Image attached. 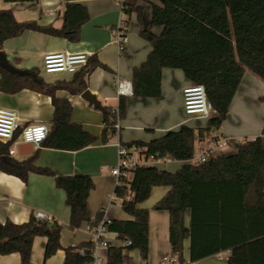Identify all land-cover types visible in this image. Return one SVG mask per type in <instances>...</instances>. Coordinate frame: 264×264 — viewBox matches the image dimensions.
I'll return each mask as SVG.
<instances>
[{"label": "trees", "instance_id": "1", "mask_svg": "<svg viewBox=\"0 0 264 264\" xmlns=\"http://www.w3.org/2000/svg\"><path fill=\"white\" fill-rule=\"evenodd\" d=\"M6 2L36 0H5ZM138 0H125L127 15L140 12ZM90 18L88 7L80 2H68L60 27L41 25L37 20L19 21L12 9L0 8V52L8 39L26 31H38L62 37L71 42L81 39V28ZM152 26L162 27L156 35L145 28L141 35L152 45L147 59L133 69L135 97H160L164 68L181 69L194 84L204 85L213 112L207 126L181 125L150 142L137 144L148 157H170L185 163L176 172L154 165L139 166L129 178L115 186L125 213L132 219H111L106 230L115 232L120 240L128 238L130 245L108 248L109 264L132 263L130 250H139L147 262L150 252V209L143 207L156 187L167 192L153 205L155 210L170 214L169 238L173 254L182 264L184 241L190 239V260L228 251V264H264V127L262 135L241 142L235 154H219L205 162L188 163L195 154V144L220 130L244 74L252 72L264 80V0H159L153 4ZM97 67L109 68L95 56H89L86 66L74 73L70 81L47 83L38 71L30 75L12 74L0 67V91L16 93L30 89L52 98L54 116L47 138L40 146L58 150L78 151L93 144L97 137L72 120L73 106L56 91L66 89L81 94L87 89V78ZM264 100V96L262 97ZM104 128L101 140L108 143L118 134L117 124L126 114V98L121 96L118 108L103 107ZM21 129L16 130L14 140ZM14 140H0V170L24 181L30 173L54 177L55 184L66 193L70 207L69 227L80 228L90 221L88 200L95 187L87 174L57 175L51 168L37 166L36 150L22 160L13 157ZM190 212L189 225L186 213ZM99 211L92 221L96 225L103 217ZM62 226L57 221L40 220L32 215L29 221L0 223V254L19 253L21 264L30 262L33 240L46 236L45 258L64 249V264H88L93 241L78 247L64 248ZM84 247L82 257L78 248Z\"/></svg>", "mask_w": 264, "mask_h": 264}, {"label": "crops", "instance_id": "2", "mask_svg": "<svg viewBox=\"0 0 264 264\" xmlns=\"http://www.w3.org/2000/svg\"><path fill=\"white\" fill-rule=\"evenodd\" d=\"M124 1L36 0L8 2L9 7L4 9H12L19 21L33 19L41 25L52 24L60 27L64 21V9L68 2L85 4L89 9L90 18L82 25L81 39L78 42L30 30L19 37L5 41L3 52L16 68L38 71L47 83L70 81L75 72L45 73L52 77H44L41 73L45 53L63 51L95 56L109 69L106 70L102 67L94 69L87 78V89L97 96L103 107L108 105L116 109L121 97L117 94L118 78L131 80L133 69L140 66L152 50L150 42L142 37V30L151 27L156 35H160L163 30L162 27L152 26L153 4H159V0H138L137 5L140 7V12L134 11L130 15L124 11ZM121 25L125 27L128 36L123 47L115 42L116 32ZM189 83L191 82L181 69L164 68L160 97L123 96L126 98V114L118 121L117 136L110 139L108 143L101 140L104 128L103 111L90 105L81 97V94H73L66 89L57 90V97L67 98L71 102L73 106L72 120L82 124L85 130L97 137V140L78 151L40 146L34 149V152L39 150L35 164L49 167L57 175L82 173L92 177L95 187L88 200L90 221L83 223L80 228L70 229V207L66 203V193L56 186L54 177L32 172L24 181L20 177L0 170V223L4 224L8 220L14 223H24L29 221L32 215L36 216L39 212L44 213L61 224L60 241L62 246L67 248L78 247L93 240V235L87 228L92 225V221L99 211L103 210V216L109 219H132L124 210L119 212L114 209L116 201L120 199L117 198L113 203H110L109 200L116 186V178L112 175L111 168L116 164L118 158L117 143L150 142L171 130L179 129L184 124L192 127L207 126L208 118L187 119L184 111L183 88ZM263 96L264 80L247 71L220 130L215 131L205 140L197 142L212 145L216 140H225L227 144L217 149V155L235 154L243 140L254 139L262 135L264 127ZM0 107L10 108L17 112L20 129L37 122H44L49 128L52 126L54 106L49 95L30 89H23L13 94L0 91ZM12 156L22 160L30 155L22 156L18 149ZM184 163V161L171 160L168 163L157 164L156 167L176 172ZM157 188L159 187L154 189ZM166 192L167 188L164 187L158 193V198L160 199ZM156 202L146 206L150 209V252L147 264H159L163 256L173 254L169 238L170 214L166 210L153 209ZM189 222L190 212L188 211L186 224L189 225ZM104 237L113 246L122 245L115 232L106 230ZM47 241L46 236L34 238L31 259L27 264H64L66 258L64 249H59L51 257L45 258ZM190 245V239H186L184 241V264H228V251L196 262L191 261ZM100 253L108 256V249H102ZM127 254L133 261L141 260L139 250H130ZM0 264H21V256L17 252L0 254Z\"/></svg>", "mask_w": 264, "mask_h": 264}, {"label": "built area", "instance_id": "3", "mask_svg": "<svg viewBox=\"0 0 264 264\" xmlns=\"http://www.w3.org/2000/svg\"><path fill=\"white\" fill-rule=\"evenodd\" d=\"M124 1V0H120ZM127 31L123 25L117 30L115 42L120 46L127 42ZM89 55L86 53H72L63 51H53L44 54L43 68L46 73H62V72H77L88 63ZM118 96H130L133 94L132 81L125 78L117 80ZM184 111L187 119H207L212 114L214 108L209 101L206 89L202 84L189 83L183 88ZM19 117L16 111L0 107V140L9 142L14 140L16 130L20 128ZM118 128V125H117ZM50 128L44 122L32 123L24 126L21 132L14 140L10 149V154L14 155L18 151V147L22 143H29L33 149L40 147L42 142L47 138ZM227 144V141L216 140L212 145H206L203 142H196L195 154L188 163L205 162L209 158L217 155V149L222 148ZM118 158L116 164L111 168L112 175L116 178V185L121 184V180L129 178L131 172L139 166L154 165L168 163L172 159L170 157L154 158L148 157L143 149L137 144L128 145L118 142ZM117 199L115 193L111 195L110 203ZM37 218L53 222L54 220L39 212ZM111 219L103 216L96 225L88 226V231L93 235V245L90 247V262L88 264H109L108 256L100 253L102 249H108L111 243L104 237L106 233V224ZM122 246L130 245V240L125 238L121 240ZM78 252L82 257L87 256V251L84 247L78 248ZM124 264H147L142 260L133 261L132 263L125 262ZM159 264H182L178 261L174 254L165 255L162 257ZM192 264V263H189Z\"/></svg>", "mask_w": 264, "mask_h": 264}, {"label": "water", "instance_id": "4", "mask_svg": "<svg viewBox=\"0 0 264 264\" xmlns=\"http://www.w3.org/2000/svg\"><path fill=\"white\" fill-rule=\"evenodd\" d=\"M0 67L12 74H18L21 76L30 75L36 78L35 72L26 69L16 68L12 63H10V61L6 57V54L3 51L0 52ZM81 97L84 98L90 105H94L99 109L103 110L102 102L97 98L96 95L92 94L90 90L86 89L85 91H83L81 93ZM18 149L20 151V155L22 156L31 155L34 152L32 145L29 143L20 144Z\"/></svg>", "mask_w": 264, "mask_h": 264}, {"label": "rangeland", "instance_id": "5", "mask_svg": "<svg viewBox=\"0 0 264 264\" xmlns=\"http://www.w3.org/2000/svg\"><path fill=\"white\" fill-rule=\"evenodd\" d=\"M9 6H8V2H6L5 0H0V8H8ZM18 68V67H17ZM43 69L44 68H42V75L44 76V77H46V78H50V77H52V75H47V74H45L46 72H45V70L43 71ZM164 189V187H159V188H157V189H154V191L151 193V195H150V197L145 201V202H143L142 203V206L143 207H146V206H148V205H151L152 203H154V202H156L157 201V199H159L158 197V193L159 192H161V190H163ZM112 194H113V192H112ZM111 194V195H112ZM111 198V197H110ZM110 200V199H109ZM114 209H116L117 211H123V209H122V207H121V201L120 200H117L116 201V205H115V207H114Z\"/></svg>", "mask_w": 264, "mask_h": 264}]
</instances>
